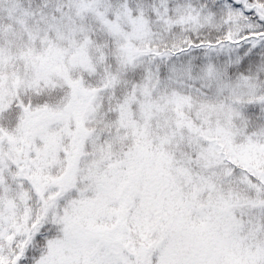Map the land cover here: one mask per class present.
<instances>
[{
	"label": "snow or ice",
	"instance_id": "6c2138e0",
	"mask_svg": "<svg viewBox=\"0 0 264 264\" xmlns=\"http://www.w3.org/2000/svg\"><path fill=\"white\" fill-rule=\"evenodd\" d=\"M0 264H264V0H0Z\"/></svg>",
	"mask_w": 264,
	"mask_h": 264
}]
</instances>
